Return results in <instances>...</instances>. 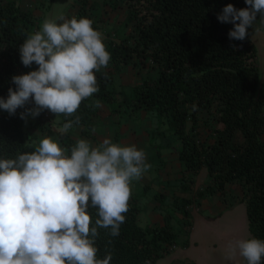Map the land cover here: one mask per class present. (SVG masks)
<instances>
[{"label": "trees", "instance_id": "trees-1", "mask_svg": "<svg viewBox=\"0 0 264 264\" xmlns=\"http://www.w3.org/2000/svg\"><path fill=\"white\" fill-rule=\"evenodd\" d=\"M126 3L129 0H123ZM245 8L244 0H133L129 3L131 24L127 35L107 41L109 63L147 69L130 93L119 91L108 68L96 73L99 91L81 102L75 116L79 124L90 126L97 114V103L111 113H154L167 131L179 141L177 158L184 170L197 174L205 169L210 183L196 193L199 201L207 195H223L226 186L237 183L242 192L248 221V238L264 240V98L259 95L255 48L249 35L244 41L229 40L230 23L217 20L227 4ZM95 4L80 0L76 18L97 20ZM40 20L13 0H0V97L15 89L11 77L35 70L22 65L18 48L26 34L38 30ZM253 25L248 29L250 34ZM152 71L154 74H150ZM27 105L26 107H31ZM122 109V111H121ZM0 110V158H15L33 151L36 145L30 126H45L43 112L26 127V121ZM61 115V126L67 119ZM61 144L70 149L69 132L59 134ZM190 201L176 199L175 206L189 226ZM128 212L119 235L98 229V257L112 254L110 264H155L177 245V233L163 224L139 225L140 208L130 194ZM94 221L95 209H89ZM247 238V239H248ZM188 242L185 241L184 244ZM244 264L246 261L244 260ZM264 264V260H262Z\"/></svg>", "mask_w": 264, "mask_h": 264}, {"label": "clouds", "instance_id": "clouds-1", "mask_svg": "<svg viewBox=\"0 0 264 264\" xmlns=\"http://www.w3.org/2000/svg\"><path fill=\"white\" fill-rule=\"evenodd\" d=\"M244 3L240 9L229 3L217 14L219 22L233 26L229 40L244 41L257 16L264 18V0ZM92 24L86 17L45 18L27 33L19 58L23 66L37 67L11 77L15 89L0 97V110L11 116L24 109L19 114L24 121L44 110L75 116L81 102L99 91L96 73L111 59ZM74 124L78 116L63 123L62 133ZM150 167L142 149L110 138L97 145L77 139L67 149L45 136L33 151L0 158V264H110V252L98 257V229L119 235L131 183ZM89 209L96 210L94 225ZM229 249L238 250L246 264L264 260L261 239H240Z\"/></svg>", "mask_w": 264, "mask_h": 264}, {"label": "rangeland", "instance_id": "rangeland-1", "mask_svg": "<svg viewBox=\"0 0 264 264\" xmlns=\"http://www.w3.org/2000/svg\"><path fill=\"white\" fill-rule=\"evenodd\" d=\"M17 5L31 10L40 20L75 17L80 0H13ZM123 0H87L95 4L93 13L97 20V31L107 41H118L130 31L129 3ZM264 18L257 16L253 31L249 34L250 43L255 48L254 65L258 72L259 95L264 98ZM107 68L113 74L114 88L118 99L119 91L127 94L148 74L131 64L109 63ZM103 70V69H102ZM150 74H154L152 71ZM97 114L90 118V126L72 127L68 132L71 142L86 139L97 145L105 138L122 145H135L146 153V162L151 166L139 180L131 183V194L136 197L140 208L139 225L145 227L163 224L164 220L177 233V245L169 253L161 256L155 264H244L238 250L231 252L230 244L247 239L248 221L245 204L241 201L242 192L237 183L226 186L223 195H207L201 200L196 193L203 190L211 181L205 169L197 174L184 170L177 158L179 141L167 131V125L159 122L154 113L143 110L137 112L111 113L109 107L97 103ZM122 111V109H121ZM37 117H29L26 127ZM40 131L30 126L29 132L34 141L45 136L56 140L62 147L59 134L61 115L55 116L44 110ZM65 148V147H64ZM176 199H187L190 205L189 226L175 206ZM187 241L188 243L184 244Z\"/></svg>", "mask_w": 264, "mask_h": 264}]
</instances>
